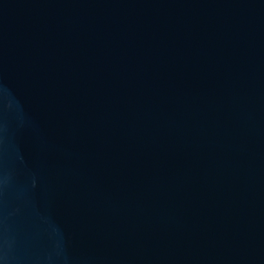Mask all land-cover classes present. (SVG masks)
I'll return each instance as SVG.
<instances>
[{
    "label": "water",
    "instance_id": "95a60500",
    "mask_svg": "<svg viewBox=\"0 0 264 264\" xmlns=\"http://www.w3.org/2000/svg\"><path fill=\"white\" fill-rule=\"evenodd\" d=\"M0 264H264V0H0Z\"/></svg>",
    "mask_w": 264,
    "mask_h": 264
}]
</instances>
